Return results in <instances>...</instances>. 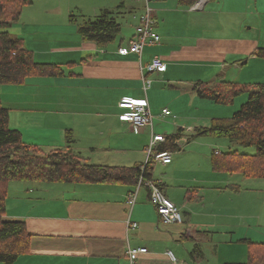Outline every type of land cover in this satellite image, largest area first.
<instances>
[{
    "label": "crops",
    "instance_id": "0c3cea01",
    "mask_svg": "<svg viewBox=\"0 0 264 264\" xmlns=\"http://www.w3.org/2000/svg\"><path fill=\"white\" fill-rule=\"evenodd\" d=\"M212 1L207 0L200 10H191V6L186 7L178 0H152L154 31L160 42L146 45L140 57L118 53L119 48H126L134 38L142 8L137 2L131 9L134 14L122 19L130 25L123 32L121 27V32L105 47L83 41L70 26H55V19L47 18L54 8L34 17L25 7L20 19L10 26L9 33L22 39L33 59L37 57L36 62L62 66L73 63L61 77H31L21 86H0V93L5 89L15 91L9 96L0 94L2 106L9 109V127L21 134L23 142L45 151L64 147L66 130H71V150L86 163L126 168L141 166L146 159L151 129L146 127L135 134L130 124L119 120V115L127 111L119 109L117 104L122 98H144L143 78L149 81L156 76V81H150L146 90L153 132L164 138L178 130L181 133L176 141L178 150L168 152L171 162L160 164V174L152 167L150 179L183 214L182 224H163L144 187L138 190L131 208L126 200L135 185L9 182L5 217L25 222L31 234L30 252L14 264H130L127 248L147 249L146 254L137 255L134 264H191L186 247L191 242L194 249L197 247L196 234L204 232L212 243L213 236L206 234L222 227L225 234H229L225 240L232 244L235 237L230 236L234 231H230L229 223L237 220L242 221L247 231L238 242H259L264 238V232L247 228L251 226L249 217L240 208L207 207L206 197H200L194 190L208 183L210 175L205 178L191 169L192 153L188 150H196L199 145L197 141L190 143L194 139L191 136L195 129L208 127L218 116L216 104L200 99L194 85L228 81L227 75L235 80L244 66L258 63L255 61L259 58L252 56V52L264 47L256 34L260 27L254 21L264 16V9H258L259 0H223L222 6L228 5L222 10L232 5L226 13L230 15L228 18H236L234 23L214 21L212 26L204 27L201 21L205 13L210 15L214 7H220L218 2L214 6ZM125 2L102 0L92 10L95 15L98 8L99 12L115 13L116 9H126ZM261 4L264 6V0ZM28 27H33L43 37L39 40L37 36L35 39L27 37ZM155 57L164 62V72H147V65ZM217 67L220 70L214 74ZM170 68L186 76L175 79L167 73ZM204 72L214 76L204 81ZM244 77H253L254 83L259 80L256 71ZM166 83L176 96L184 97L182 109L160 101L162 95L157 92L165 91ZM26 89L31 95L22 93ZM164 109L170 112L169 116L162 115ZM203 143L202 152L207 149L213 152L214 142ZM179 158L182 160L178 161ZM233 192L234 197H239V192ZM128 220L135 222L137 228H127ZM167 252L173 254L175 261ZM214 257L221 264L228 254H221L218 246ZM241 257L244 258L239 262L225 263L244 262L246 255ZM192 264L198 261L192 260Z\"/></svg>",
    "mask_w": 264,
    "mask_h": 264
},
{
    "label": "trees",
    "instance_id": "16d2710c",
    "mask_svg": "<svg viewBox=\"0 0 264 264\" xmlns=\"http://www.w3.org/2000/svg\"><path fill=\"white\" fill-rule=\"evenodd\" d=\"M178 1L190 7L198 0ZM30 4L32 0H0V86H21L31 77L64 75L62 65L36 63L32 52L23 46L22 39L8 31L20 19L23 8ZM70 21L75 22V16L70 15ZM121 27L114 12L102 10L92 19H83L77 25V32L83 41L105 47L121 32ZM252 56L264 60V47L256 48ZM70 64L73 63L65 65ZM194 92L200 99L221 105L232 104L244 93L248 95L232 117L212 119L208 127L195 129L191 138H225L245 148L253 147L252 154L213 151L211 167L220 173L264 178V82L218 80L213 85L197 82ZM180 133L178 130L167 136L156 147L155 153L177 151L176 141ZM72 142L71 130H66L65 146L61 148L45 151L23 142L21 134L9 127V109L3 107L0 100V264H14L19 257L30 252L31 234L25 222L5 217L9 182L136 185L140 176L150 179V162L142 173V165L126 168L88 164L71 150ZM243 242L247 244L245 261L223 264H264V242ZM194 252L200 253L197 247Z\"/></svg>",
    "mask_w": 264,
    "mask_h": 264
},
{
    "label": "rangeland",
    "instance_id": "374dc122",
    "mask_svg": "<svg viewBox=\"0 0 264 264\" xmlns=\"http://www.w3.org/2000/svg\"><path fill=\"white\" fill-rule=\"evenodd\" d=\"M102 0H32V5L25 6L28 8L30 12H33L34 17H39L40 12H51L52 8L54 10L53 13L49 15L47 18L53 17L55 26L63 27V26H70L75 30V33H77V25L83 21V19H92L96 17L100 12L99 8L96 10L97 15L93 13V7L97 5L98 2H101ZM120 2L122 0H119ZM230 1V0H229ZM234 0H232L233 2ZM136 1L134 0H126V9L125 10H119L116 9L115 11V18L118 19L119 23L122 25V32L126 29V26H129L130 23L123 21L122 19H128L129 16L134 14L132 8H134L136 5ZM215 2H218L220 7H214L212 14L208 15L205 13V15L202 18L201 24L206 26H212V24L215 22H228V23H234V20L236 19L234 16L231 18H228L230 15H228L226 12L232 7V5L226 9L222 10V7H227L228 3H224L223 0H213L212 3L215 6ZM262 0L258 1V9H264V6H262ZM24 7V8H25ZM114 8V6H110ZM23 8V10H25ZM111 9V8H110ZM22 10V11H23ZM114 10V9H113ZM120 11V12H119ZM260 11V10H259ZM119 12V13H117ZM137 12V11H136ZM261 12V11H260ZM70 15L75 16V22L70 21ZM95 15V16H94ZM42 18V16L40 17ZM45 18V17H44ZM45 18V19H47ZM248 19V18H247ZM228 20V21H227ZM255 22H257V26L260 27V32L256 31V34L258 35V39H261V46H264V16L260 17L259 19H254ZM226 23V24H228ZM16 28H12V31H15ZM207 31H211L206 29ZM206 32V31H205ZM26 35L27 37H30L31 39H35V36H37V40H39L40 37H43L38 32L35 31L33 27H28L26 29ZM37 61V57L34 59V61ZM35 61V62H36ZM255 62H258L256 65L252 63L251 65H246L243 68V72L241 75L239 74L236 76L235 80L232 76L227 75L226 78L228 81L236 82V83H254L253 77L250 79L245 78V74L248 72H257L258 75V83L264 82V60L259 59ZM38 63V62H36ZM64 71H67V66H62ZM219 68H215L214 74L216 72H219ZM239 71V69L237 70ZM171 73L172 77L176 79V77H182L184 78L186 74H180L176 71H174L172 68H170L167 73ZM214 75H210L208 72H204L203 79L204 81H208L209 79H212ZM211 77V78H210ZM52 78V77H50ZM151 82L156 81V76H153L150 78ZM165 91L157 92V94H161L162 98L160 99L161 102H167V103H173L175 105L176 109H182V104H184V97L176 96L177 93L170 90L169 86L164 85ZM15 90V89H13ZM4 95L9 96L10 94L15 93V91L5 89L3 92ZM0 93V94H1ZM23 94L31 95L30 90L26 89L22 92ZM166 93V95H164ZM248 95L246 93L237 96L232 104L228 105H221L216 104L214 105L218 116L214 118H230L232 115L239 110L241 105L247 100ZM231 108H234V110L230 111ZM230 111V113L228 112ZM197 141L199 145L196 150L194 148L189 149L188 153H192V160H191V169L196 172V174L203 175L205 178H208L210 175V180L208 183L203 185H198V187L194 188V190L198 191V195L200 197L205 196L206 197V205L205 206H226L227 208H240L242 212L247 213V216L249 217V222L251 226L247 227L257 231V232H264V178H247L242 175L238 174H226V173H220L216 172L211 167V156L212 151L207 149L206 151L202 152V149L204 148V143L207 141H212L216 144V146L213 148V151L217 152H233L236 151L238 153L243 154H252L254 152L253 147L245 148L240 146L239 144L235 142H231L225 138H212V137H206V136H199L191 140L190 143H193ZM189 143V144H190ZM184 145V143H181ZM228 147V148H227ZM178 153V152H177ZM187 154V153H186ZM177 156H175L176 158ZM181 161L182 158H179L178 161ZM183 165V163H182ZM153 170L157 171L158 174L162 172L161 165L158 163H155L152 165ZM20 182V181H18ZM35 183V182H33ZM193 190V189H191ZM233 190L236 192H239V197H234ZM196 194V193H195ZM229 194L230 197H227ZM229 198V199H228ZM228 199V200H227ZM214 201L217 202L214 204ZM198 204H200V199L197 200ZM183 217V214H182ZM231 219V217H230ZM237 219V218H235ZM255 225V227L252 226V224ZM232 225V230L234 231L233 234L230 236H234L235 240L231 243L225 240V236H229V234H225L223 228H218L211 230L210 233L206 234L209 236H213V241L210 243L209 239L206 238L205 233L196 234L197 238L195 239L197 245V248L201 253L194 252V244L193 242L188 243L186 249H187V258L188 261L192 264V260H197L198 264H219V262L214 260V252L216 250V247H220L221 254L227 253L228 258L223 260V263L226 261L229 262H239L244 257H241V255H246L247 253V244H244V242L240 241L238 242V239H241L245 236L247 231L243 228L246 227L242 225V221L237 220L236 222L229 223ZM229 231V232H230ZM254 231V232H255ZM250 234V233H249ZM251 235V234H250ZM262 240L259 241L260 243L264 242V238H261ZM189 242V241H188ZM230 247H225V246ZM194 258V259H192ZM192 259V260H191ZM222 261V260H221ZM223 264L222 262H220Z\"/></svg>",
    "mask_w": 264,
    "mask_h": 264
},
{
    "label": "built area",
    "instance_id": "2783aa9c",
    "mask_svg": "<svg viewBox=\"0 0 264 264\" xmlns=\"http://www.w3.org/2000/svg\"><path fill=\"white\" fill-rule=\"evenodd\" d=\"M137 3L142 4L141 14L139 16L138 25L134 30V38L132 42L126 48H119L118 53L120 55L136 54L141 56L143 49L146 45H154L160 42L159 35L154 31L155 20L153 17V9L151 7V0H134ZM207 0H198L191 5V10H200ZM165 64L159 58L155 57L147 65L148 73H161L165 71ZM151 82L143 78V92L144 98L132 99L122 98L117 106L119 109L127 111L124 114L119 115V120L130 124L132 131L138 134L146 127L151 129V137L148 146L145 149L146 159L140 167L141 173L150 162L151 164L166 165L171 162V155L168 152L160 154L155 153V149L158 144L163 143L165 138L162 135L155 134L152 128V118L149 111L148 100L146 99V90L150 87ZM163 116H169L170 112L166 109L162 110ZM146 188L148 190L150 203L153 205L156 214L159 216L161 222L165 225L182 224L183 217L180 209L169 201L159 188V186L151 179H146L144 176H140L135 190L127 196L126 203L132 208L136 201V195L140 188ZM127 228L136 229L137 224L135 222L127 221ZM146 248H127L126 256L129 259L130 264L135 263L137 255L146 254ZM172 261L175 258L171 252L166 253Z\"/></svg>",
    "mask_w": 264,
    "mask_h": 264
}]
</instances>
